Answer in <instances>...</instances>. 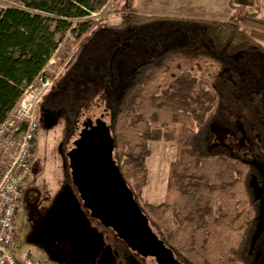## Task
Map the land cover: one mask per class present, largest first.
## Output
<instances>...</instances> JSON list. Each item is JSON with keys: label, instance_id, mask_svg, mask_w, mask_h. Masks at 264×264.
<instances>
[{"label": "trees", "instance_id": "16d2710c", "mask_svg": "<svg viewBox=\"0 0 264 264\" xmlns=\"http://www.w3.org/2000/svg\"><path fill=\"white\" fill-rule=\"evenodd\" d=\"M109 1L22 0L0 8V123L29 87L55 78L39 111L64 113L66 142L79 106L101 89L111 104L114 159L149 224L183 264H264V236L255 243L262 201L252 183L263 184V174L229 146L211 143L214 125L239 132L235 112L244 124L249 109L264 118V19L133 9L115 20L94 18ZM68 32L78 48L56 77L47 67ZM209 65L218 73L209 74ZM174 125L177 155L165 198L153 204L143 197L147 159L155 132Z\"/></svg>", "mask_w": 264, "mask_h": 264}, {"label": "rangeland", "instance_id": "374dc122", "mask_svg": "<svg viewBox=\"0 0 264 264\" xmlns=\"http://www.w3.org/2000/svg\"><path fill=\"white\" fill-rule=\"evenodd\" d=\"M248 1V5L237 7V0H117V5L110 0L108 6L93 17L98 20H115L119 11L133 9L143 14L220 20H226L237 12H245L254 13L264 19V0ZM8 6L21 7L23 3L22 0H0V8ZM77 48L76 35L68 32L50 60L47 70L57 77ZM208 71L209 74L218 73L212 65L208 66ZM44 79L39 80L40 88L47 80H50L53 86L55 78ZM98 90L86 104L79 106L75 117L77 126L81 127L88 118H103L107 123L110 122V101L104 91ZM248 112L249 114L244 116L246 125L241 121L239 112L233 113V118L239 126L238 133L214 125L211 143L229 146L242 158L256 164L264 177V118L260 119L253 109ZM64 120L62 111H38L39 129L32 164L35 169L24 185V197L17 209L16 254L37 259L47 258L57 264H119V261H122V264H156L152 259L145 260L134 252L123 251L118 261L114 259L112 249L119 248L115 246L117 237L88 214L72 184L66 154L77 135L72 134L68 141H63L61 128ZM178 135L179 129L175 125L155 132L156 138L151 144V153L147 159L149 184L143 192L144 199L150 203L159 204L165 198L170 166L177 155ZM252 183L262 201L256 243L259 236H264V183L260 185L255 179ZM262 243L263 238L257 252L261 251Z\"/></svg>", "mask_w": 264, "mask_h": 264}, {"label": "built area", "instance_id": "2783aa9c", "mask_svg": "<svg viewBox=\"0 0 264 264\" xmlns=\"http://www.w3.org/2000/svg\"><path fill=\"white\" fill-rule=\"evenodd\" d=\"M42 85L29 87L0 123V264H57L47 258L23 257L15 252L17 209L33 170L39 106L52 82L47 80Z\"/></svg>", "mask_w": 264, "mask_h": 264}, {"label": "water", "instance_id": "95a60500", "mask_svg": "<svg viewBox=\"0 0 264 264\" xmlns=\"http://www.w3.org/2000/svg\"><path fill=\"white\" fill-rule=\"evenodd\" d=\"M237 4L248 5L249 1L237 0ZM111 142L112 135L106 121L98 123L96 131L84 136L77 150L69 154L75 184L92 217L100 219L103 225H119L135 220L146 228L147 233L152 234L148 218L140 209L114 159ZM158 247L168 262L181 264L164 241H158ZM150 253L156 255L161 264L158 254L155 251Z\"/></svg>", "mask_w": 264, "mask_h": 264}, {"label": "flooded vegetation", "instance_id": "af4514ba", "mask_svg": "<svg viewBox=\"0 0 264 264\" xmlns=\"http://www.w3.org/2000/svg\"><path fill=\"white\" fill-rule=\"evenodd\" d=\"M102 121H105V120L103 118H97L96 120L88 118L86 121H84L82 123L81 127L77 126L78 124L76 123L75 130L77 132L75 131L73 134L77 135V137L73 140V145H72L71 149L67 151V154H66L68 157V160H69V167H70L72 184L78 192L79 198L81 200L80 201L81 204L86 208L88 214L91 216H92L91 210L85 206V203L81 197V193L79 191V188L75 184V180H74V176H73V169L71 167V158H70L69 154L72 152H75L77 150V148L80 146V144L82 143L84 136L89 132L96 131V129L98 128V123H100ZM32 168H33V170L35 169L34 166ZM23 197H24V193H23ZM23 197H22V199H23ZM138 205L140 207L139 203H138ZM140 209H141V207H140ZM143 214H144V212H143ZM93 218L97 219L98 222L102 226H104L108 230H111L114 233V236L117 237V241L115 242V246L117 248L121 247L120 249L118 248L121 251V253L118 249L117 250L112 249L114 251V254H115L114 259L116 261H118V258L120 259L122 257L123 251H124V252H134V254L141 256L145 260L150 258L153 260V262H155L156 264H159L156 255H153L150 253L152 251H155L159 256V259L161 260V264H177L176 262H173V261L168 262L166 255L163 254V252L160 253L161 251L158 247V241H163V240L158 235L157 231L151 227L150 224H149L151 227L150 232L152 234L147 233L146 228L143 227L141 223H139L138 221L136 222L135 220H134V222L129 221L128 223H124V224H119V225L118 224H115V225L111 224L109 226H105V225H103V223L100 219H98L96 217H93ZM119 232H121V233H119ZM261 253H262V251L257 252L259 259H261V257H262ZM175 259L178 260L181 264H183V262L176 255H175ZM118 263L122 264V261H119Z\"/></svg>", "mask_w": 264, "mask_h": 264}]
</instances>
